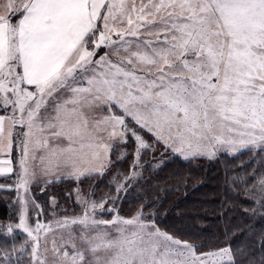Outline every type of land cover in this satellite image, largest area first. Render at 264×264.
Returning <instances> with one entry per match:
<instances>
[{"label":"snow or ice","instance_id":"obj_1","mask_svg":"<svg viewBox=\"0 0 264 264\" xmlns=\"http://www.w3.org/2000/svg\"><path fill=\"white\" fill-rule=\"evenodd\" d=\"M0 112V176L15 175L21 206L0 264H24L28 247L27 264H235L230 246L197 254L144 205L106 208L117 197L76 189L79 214L41 210L35 224L28 204L38 176H103L129 138L133 168L153 145L184 159L264 151V0H0Z\"/></svg>","mask_w":264,"mask_h":264},{"label":"trees","instance_id":"obj_2","mask_svg":"<svg viewBox=\"0 0 264 264\" xmlns=\"http://www.w3.org/2000/svg\"><path fill=\"white\" fill-rule=\"evenodd\" d=\"M124 148V158L116 162L118 158L112 156L114 166L103 176L63 179L48 185L46 191L57 200L55 209H75L73 191L80 187L85 193H94L98 200L117 197L114 205L109 201V206H115L120 215H133L144 205L146 219L195 245L198 252L230 246L235 264H262L264 190L259 181L264 178V151L257 148L234 155L219 151L213 158L187 161L169 156L151 172L143 165L142 175L132 183V178L124 179L132 169V144ZM114 175L116 182L124 184L119 192L107 181ZM6 193L0 194V221L9 220L14 212L15 199L12 193ZM39 200L47 214L52 208L47 195L39 196Z\"/></svg>","mask_w":264,"mask_h":264},{"label":"rangeland","instance_id":"obj_3","mask_svg":"<svg viewBox=\"0 0 264 264\" xmlns=\"http://www.w3.org/2000/svg\"><path fill=\"white\" fill-rule=\"evenodd\" d=\"M100 51H101V53H103L104 49H101ZM0 114H3V113L0 112ZM144 135H145V138L147 140H149L147 137H150L152 139L150 134L144 133ZM131 144H132V156H133L132 163H131V168H132L131 169V173L133 171H135L137 173V175L131 176L132 183L138 181V178L142 175L141 169H142L143 165H146L148 168H150L149 172H151L152 169L155 170L156 168H158L159 167L158 165L162 164V162L167 160L169 156L177 157L179 159H182L183 161H187V160H190V159H195V158H198V157H207V156H195V157H189L188 159H184L179 154H174L170 150L167 153H165L163 145H153L152 147L142 151L143 154H141V158L139 160V163L137 164V166L135 168H133L132 165H133V160H134V152H135L136 144H135L134 140L129 138V143L126 144V146H129ZM221 151L226 152L229 155H234V154L239 152L238 151L236 153L230 154L227 151H224V150H221ZM121 152H124L125 154L127 152L126 148H124L123 144H120V145H118L115 148V150L111 154V159H112V156H116L118 158L120 156ZM143 158H146V159L143 160ZM0 159H6V157H0ZM147 167H144V168H147ZM131 173H130V175H131ZM91 176H93V178H95L96 176H98V174H94V175H91ZM91 176H87V177H91ZM83 178H85V177H83ZM63 179H69V180L77 181L75 178H72V177H67L66 178L65 176H61L59 179H53L52 183L59 182V181H61ZM15 180H16V177H15L14 174H7V175L0 176V186H2V187H0V194H8L6 192H10L13 195L12 197L15 199L14 212L12 213L13 216L11 217L12 219L10 218L9 220H6V221H0V226H2V227H0V231H6V226H8V225H12L14 227L16 224L19 223L18 217H19V212H20V207L21 206H20V203H19V201L17 199V192L15 190ZM107 181L110 184H112L113 186L117 187V182H113V180H111L110 178H108ZM50 184H46L44 182V180L42 178H39V176H38V182L33 183L30 186V197H29V204H28L29 223L35 224V221H36V218H37L36 217V213L40 212L41 210L43 211V215L40 217V219L45 221V222H47L48 220H52L53 219V216L51 215V213L54 210L58 213L59 216H72V215L79 214L81 212L80 206L76 203V193H75V190L76 189H80V187H76L74 189V191H73L72 200L77 205V207L75 209H69V207H65V208L56 210L55 209V206L57 205L56 198L51 196L50 193L48 194V191H46V187L48 185H50ZM42 189H43V191H42ZM45 194L47 195L48 205L52 207L51 210L48 211L47 214H45V212L43 210L44 206L42 205V203L39 200V196L45 195ZM82 194L83 195H87L88 193H85V192L82 191ZM104 197L111 198L110 196H104ZM90 198L91 199H95L93 196L90 197ZM53 199L56 201L55 205L52 203ZM32 200L35 201V204L40 205V208H36L35 204H33L31 202ZM95 200L97 202H99L101 199L100 200L95 199ZM109 201H111V200H109ZM108 207H112V206L111 205L109 206V203H108L106 205V208H108ZM114 215H116L115 211L108 212V211L105 210L104 212L99 213L97 215V218L98 219L110 220V219H112V217ZM120 216L125 217V218H129L132 215L125 216V215L122 214ZM145 220L148 221V222L155 223L152 219H146L145 218ZM13 237H14V241H15L14 246L17 249H19L21 244H23V242L27 239L26 234H24L21 231H15L13 233V236H10V237L7 238V246H8V248L13 247V243H12ZM4 243H5V238L3 236H0V246H3ZM195 251H196L197 254L204 253V252H198L196 249H195ZM29 252H30V247H28L27 250L25 252H23V253L17 252L16 255L21 257V259L24 261V264H27V257H28V253Z\"/></svg>","mask_w":264,"mask_h":264},{"label":"crops","instance_id":"obj_4","mask_svg":"<svg viewBox=\"0 0 264 264\" xmlns=\"http://www.w3.org/2000/svg\"><path fill=\"white\" fill-rule=\"evenodd\" d=\"M7 158V157H6Z\"/></svg>","mask_w":264,"mask_h":264}]
</instances>
